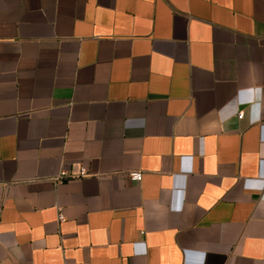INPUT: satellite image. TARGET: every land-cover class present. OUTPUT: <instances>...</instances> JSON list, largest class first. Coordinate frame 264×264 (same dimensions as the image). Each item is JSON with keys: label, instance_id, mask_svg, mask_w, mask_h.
<instances>
[{"label": "crops", "instance_id": "0c3cea01", "mask_svg": "<svg viewBox=\"0 0 264 264\" xmlns=\"http://www.w3.org/2000/svg\"><path fill=\"white\" fill-rule=\"evenodd\" d=\"M65 261L264 264V0H0V264Z\"/></svg>", "mask_w": 264, "mask_h": 264}, {"label": "built area", "instance_id": "2783aa9c", "mask_svg": "<svg viewBox=\"0 0 264 264\" xmlns=\"http://www.w3.org/2000/svg\"><path fill=\"white\" fill-rule=\"evenodd\" d=\"M243 115V111L242 110H238L237 111V117H242ZM87 174V171L85 168L80 167L78 170L76 171H72V170H68L65 167H61L57 173H55L52 176V180L53 182H59L62 181L64 179L67 178H73V177H77V176H82ZM142 170L140 169H130L127 171V175L129 176V179L133 180V181H139L142 177ZM64 218L63 213L61 211L58 212V219L62 220ZM64 264H77L73 261H65Z\"/></svg>", "mask_w": 264, "mask_h": 264}]
</instances>
